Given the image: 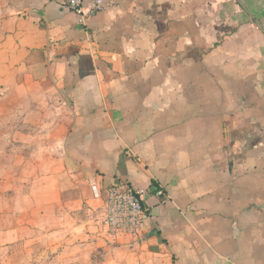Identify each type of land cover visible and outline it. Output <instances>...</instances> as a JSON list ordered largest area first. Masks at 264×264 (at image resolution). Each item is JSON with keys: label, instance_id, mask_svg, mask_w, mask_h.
I'll return each mask as SVG.
<instances>
[{"label": "crops", "instance_id": "0c3cea01", "mask_svg": "<svg viewBox=\"0 0 264 264\" xmlns=\"http://www.w3.org/2000/svg\"><path fill=\"white\" fill-rule=\"evenodd\" d=\"M106 1L0 0V264H264V0Z\"/></svg>", "mask_w": 264, "mask_h": 264}, {"label": "built area", "instance_id": "2783aa9c", "mask_svg": "<svg viewBox=\"0 0 264 264\" xmlns=\"http://www.w3.org/2000/svg\"><path fill=\"white\" fill-rule=\"evenodd\" d=\"M58 3L76 15L77 22L83 24L107 7L106 0H57ZM105 204L97 216L98 221L110 237L120 235L137 236L152 217L150 207L145 203L144 191L134 187L124 178L114 179L105 188ZM155 196L163 197L162 189Z\"/></svg>", "mask_w": 264, "mask_h": 264}, {"label": "rangeland", "instance_id": "374dc122", "mask_svg": "<svg viewBox=\"0 0 264 264\" xmlns=\"http://www.w3.org/2000/svg\"><path fill=\"white\" fill-rule=\"evenodd\" d=\"M6 131H7L6 123L0 122V142L6 140L8 134L6 133Z\"/></svg>", "mask_w": 264, "mask_h": 264}]
</instances>
